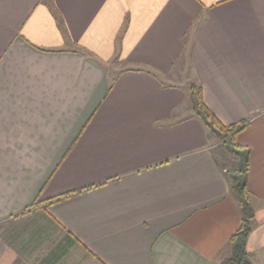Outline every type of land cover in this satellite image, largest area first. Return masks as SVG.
Returning a JSON list of instances; mask_svg holds the SVG:
<instances>
[{"label": "crops", "instance_id": "1", "mask_svg": "<svg viewBox=\"0 0 264 264\" xmlns=\"http://www.w3.org/2000/svg\"><path fill=\"white\" fill-rule=\"evenodd\" d=\"M189 83L249 120L264 264V0H0V264L229 257L242 214Z\"/></svg>", "mask_w": 264, "mask_h": 264}, {"label": "trees", "instance_id": "2", "mask_svg": "<svg viewBox=\"0 0 264 264\" xmlns=\"http://www.w3.org/2000/svg\"><path fill=\"white\" fill-rule=\"evenodd\" d=\"M189 89L196 115L203 121L211 136L217 138L216 158L225 169L231 193L242 214L241 225L229 240L231 254L220 264H252L247 250L255 218L252 193L248 188L250 150L238 141V136L247 128L249 120L224 124L204 103L200 86L196 83H189ZM70 196L71 194L62 195L55 198V201Z\"/></svg>", "mask_w": 264, "mask_h": 264}, {"label": "rangeland", "instance_id": "3", "mask_svg": "<svg viewBox=\"0 0 264 264\" xmlns=\"http://www.w3.org/2000/svg\"><path fill=\"white\" fill-rule=\"evenodd\" d=\"M179 63L181 64V62H179ZM180 64H178V66L176 67V69L177 70H180V72H181V69L182 68H181ZM108 65H109L108 67H109L110 70L115 71V69H117V68L120 67L118 58L116 57V59H114L113 61L109 62ZM190 69H191V64L188 61V64H187V66L184 69L186 75L190 72L189 71Z\"/></svg>", "mask_w": 264, "mask_h": 264}]
</instances>
